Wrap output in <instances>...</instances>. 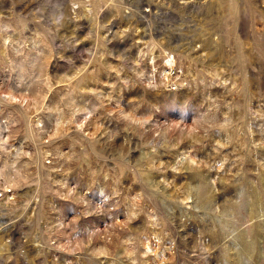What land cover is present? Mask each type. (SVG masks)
<instances>
[{
	"label": "rangeland",
	"instance_id": "rangeland-1",
	"mask_svg": "<svg viewBox=\"0 0 264 264\" xmlns=\"http://www.w3.org/2000/svg\"><path fill=\"white\" fill-rule=\"evenodd\" d=\"M263 18L0 0V264H264Z\"/></svg>",
	"mask_w": 264,
	"mask_h": 264
},
{
	"label": "bare ground",
	"instance_id": "bare-ground-1",
	"mask_svg": "<svg viewBox=\"0 0 264 264\" xmlns=\"http://www.w3.org/2000/svg\"><path fill=\"white\" fill-rule=\"evenodd\" d=\"M263 17V16H262ZM261 17V18H262ZM264 19V18H263ZM264 21V20H263ZM157 46V45H156ZM175 62H174V59L173 58H170L169 60H168V64H169V66H173V64H174ZM166 74H168V73H165V76H167ZM170 74V73H169ZM200 182L201 181H199V184H200ZM204 184L202 183L201 184V186H203ZM202 188V187H201ZM208 193V192H207ZM258 197V196H257ZM260 197V196H259ZM256 198V199H259L258 201H260L261 202V200H260V198ZM257 201V200H256ZM258 201H257V203H258ZM259 202V203H260ZM262 203V202H261ZM261 205V204H260ZM257 206V205H256ZM259 206V205H258ZM257 206V208H259ZM260 208H263V207H260ZM252 209V208H251ZM257 210H259V209H257ZM258 229V228H257ZM259 229H260V227H259ZM252 232V231H251ZM261 232V231H260ZM252 234V233H251ZM261 235L259 234L258 235V237H260ZM251 240V239H250ZM252 247H253V245L249 242V244H245V245H243V247H242V251H243V253H247V255H248V252H250L251 251V249H252ZM237 254V253H236ZM235 254V255H236ZM250 254H252L251 252L249 253V255L248 256H250ZM258 254H260V253H258ZM237 256V255H236ZM252 256H253V254H252Z\"/></svg>",
	"mask_w": 264,
	"mask_h": 264
}]
</instances>
